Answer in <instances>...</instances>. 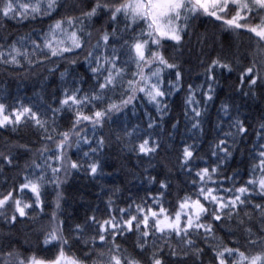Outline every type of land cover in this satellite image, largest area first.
Returning a JSON list of instances; mask_svg holds the SVG:
<instances>
[{
    "label": "snow or ice",
    "instance_id": "6c2138e0",
    "mask_svg": "<svg viewBox=\"0 0 264 264\" xmlns=\"http://www.w3.org/2000/svg\"><path fill=\"white\" fill-rule=\"evenodd\" d=\"M0 18L47 23L22 36L0 34V66L25 76L44 68L41 80L58 73L61 82L54 99L0 95V131L31 128L40 137L39 146H0V222L9 233L17 223H31L42 251L53 253L40 255L5 236L0 264H204L206 255L210 264H264V114L250 132L243 106L231 98L221 102L207 160L200 162L197 145L224 73L236 74L241 99L264 103V0H0ZM197 21L217 25L222 51L247 37L246 51L238 59L233 53L232 59L201 60L202 82L181 92L180 57ZM178 94L185 96V127L193 131L177 157L189 177L186 191L168 201L167 178L145 170L141 183L156 186L145 187V197H128L121 207V197L112 198L118 190L102 188V208L89 207L82 218L63 215L64 186L72 176L104 175L105 128H118L115 140L151 162L162 148L160 122ZM138 101H147L155 115L146 108L138 113ZM132 117L147 123H121ZM245 149L252 167L228 175ZM70 220L76 222L66 227ZM129 241L131 250L124 246Z\"/></svg>",
    "mask_w": 264,
    "mask_h": 264
},
{
    "label": "trees",
    "instance_id": "16d2710c",
    "mask_svg": "<svg viewBox=\"0 0 264 264\" xmlns=\"http://www.w3.org/2000/svg\"><path fill=\"white\" fill-rule=\"evenodd\" d=\"M72 3V0H68ZM33 27L36 29H46L47 23H27L17 24L15 21L5 23L0 18V34H7L9 36H22L25 33L31 32ZM224 40V34L217 27L216 24L211 21L202 23L197 21L193 26V31L190 39H188L184 49L182 50L183 55L180 57L183 68V85L181 92L187 88L188 84H199L202 82V76L200 75L202 68L200 61L203 60L205 63L217 55H221L224 58L232 59L233 53L236 54L235 58H239L246 51L247 37H241L239 41H233L234 47L228 50L222 51L221 41ZM172 56H178L179 53L176 51L171 52ZM63 65H61V70ZM83 69L80 72L83 73ZM46 74V69L41 68L39 75L25 76L19 72H7L0 66V95H11L13 98L20 97L21 99L27 100L32 97L35 99L37 94L52 97L54 93L59 92L60 79L58 73L56 75H50L47 81L40 79L41 76ZM167 75V74H166ZM237 76L235 73L224 75L219 80V86L217 87V100L215 104L209 103L207 109L206 120L203 125L204 132L200 134L197 142L200 151L201 161L207 160V153L209 151V145L216 137L215 125L218 119V109L221 102L227 101L230 98L235 102L237 106L242 105V113L248 117L247 123L251 126L250 132L258 127L259 120L262 114H264V103L258 99L256 101H245L239 97V94L235 90ZM41 84L44 85V91H41ZM179 95V94H178ZM184 95H179L177 100L174 96L173 101L169 103V115H167L162 122H160L161 131L158 133L162 148L158 155L152 157L151 162L147 158L141 160L134 152L128 150V148L118 143L115 140L116 134L119 132L118 128L110 129L105 128V135L110 138L105 149V154L101 157L104 165V175L95 180L90 179L84 174H76L71 177L65 187V202L62 206V214L66 216H76L82 218L84 213L89 207H95L100 205L103 207V203L99 196H103L104 191L118 190L116 196L112 198L116 200L117 196L121 199L117 200L118 206L123 207L124 200L128 197L142 198L146 196L145 187L154 188L155 185H147L141 183L142 177L140 173H144L147 170L148 173L156 175L159 179L167 178V181L172 185L170 191L171 196H167L168 201H175L177 197L186 191L185 184L189 181V177L180 172L177 164V157L180 155L182 150L183 142L192 143L193 131L190 127H185V117L183 116V100ZM140 107L138 113H142L146 108L148 111L155 115V110L152 108L147 101H138ZM179 120L178 131L172 129V125ZM141 124L143 128L147 123V118L137 121L135 117L131 120L125 118L121 123H137ZM131 130V129H129ZM39 134L31 128H24L20 131L5 133L0 131V146L5 141L12 143H28L30 145L39 146ZM255 141V136H250L245 142L247 148H251V144ZM247 149L244 154L236 155L235 163L231 169H228V175H231L233 171H240L242 174L246 173L252 167L247 160ZM29 157L25 156L20 160L21 166L25 160ZM243 161L244 163H241ZM239 165V168L236 166ZM12 178H17L16 172L9 173ZM243 179H247V175H243ZM191 186L190 184L188 185ZM54 194L50 195L46 200L45 212L49 213L52 211L51 201L54 200ZM107 200V197H103ZM168 206L167 204L165 205ZM63 218V217H62ZM75 220L66 221V227L68 223H75ZM47 223V221H45ZM222 233H218L221 235ZM38 232L33 230L31 223H17L14 226L11 233L8 229L0 222V245L4 243L5 236H11L13 240L18 241L24 247L33 249L40 255H52L42 251V246L38 240ZM131 241L125 244V247H129ZM129 250L130 247H129ZM74 251L80 255L82 254L79 249ZM204 264H210L211 257L206 255L203 257Z\"/></svg>",
    "mask_w": 264,
    "mask_h": 264
}]
</instances>
